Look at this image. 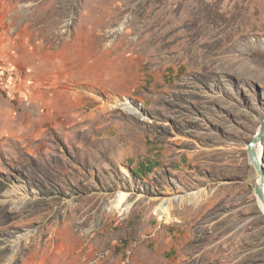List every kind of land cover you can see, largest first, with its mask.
I'll return each instance as SVG.
<instances>
[{"label":"rangeland","instance_id":"rangeland-1","mask_svg":"<svg viewBox=\"0 0 264 264\" xmlns=\"http://www.w3.org/2000/svg\"><path fill=\"white\" fill-rule=\"evenodd\" d=\"M0 60V264H264V0H0Z\"/></svg>","mask_w":264,"mask_h":264},{"label":"bare ground","instance_id":"bare-ground-1","mask_svg":"<svg viewBox=\"0 0 264 264\" xmlns=\"http://www.w3.org/2000/svg\"><path fill=\"white\" fill-rule=\"evenodd\" d=\"M5 65H7V64H5ZM15 76H16V74H15ZM14 76V77H15ZM0 78L2 79V76H1V74H0ZM65 110H66V107H62L61 108V111L63 112V113H65ZM131 111H135V110H133V109H130ZM136 112V111H135ZM258 156L259 157H261L262 158V147H260L259 149H258ZM260 177V176H259ZM260 181H261V178H260ZM16 192V193H15ZM12 193H14V195H18V198L16 197V196H11V194ZM11 194H9L8 195V197L9 198H11V199H9V201L11 202V201H13L14 203L15 202H18V203H20V204H24V203H27L29 200H31L32 199V196L31 195H27V196H25L24 198H22V192H21V189L20 188H17L16 190H14L13 192H12ZM124 196L123 197H120L118 200H116L113 204H112V206L110 207V211H112V212H115V211H119V213H121L122 215H124L128 210H126V209H124L123 207H124ZM180 202V204L182 205V204H188V203H192L193 202V200H191V199H187V200H185V201H182V200H179ZM170 205H164V204H162L160 207H159V209L158 210H160V214H161V218H169L170 216V214H169V207Z\"/></svg>","mask_w":264,"mask_h":264},{"label":"water","instance_id":"water-1","mask_svg":"<svg viewBox=\"0 0 264 264\" xmlns=\"http://www.w3.org/2000/svg\"><path fill=\"white\" fill-rule=\"evenodd\" d=\"M263 138H264V122L261 126V129L258 135L254 138V141L249 143L247 146H248V154H249L251 163L261 178V181H259V184H257L256 186L255 193L259 199V202L261 203L260 204L261 209L264 212V172L262 168L263 160L261 157L258 156V153L256 151V146L260 145L261 147Z\"/></svg>","mask_w":264,"mask_h":264},{"label":"built area","instance_id":"built-area-1","mask_svg":"<svg viewBox=\"0 0 264 264\" xmlns=\"http://www.w3.org/2000/svg\"><path fill=\"white\" fill-rule=\"evenodd\" d=\"M0 74L2 76V81L10 86L11 82H14L16 70L12 65H5V62L0 60Z\"/></svg>","mask_w":264,"mask_h":264},{"label":"trees","instance_id":"trees-1","mask_svg":"<svg viewBox=\"0 0 264 264\" xmlns=\"http://www.w3.org/2000/svg\"><path fill=\"white\" fill-rule=\"evenodd\" d=\"M143 167H144V166H143ZM140 174H141L140 172H136V171H135V175H136V176L140 177Z\"/></svg>","mask_w":264,"mask_h":264}]
</instances>
